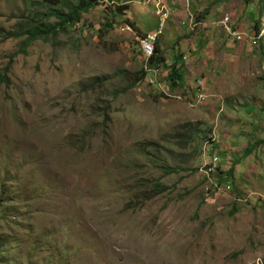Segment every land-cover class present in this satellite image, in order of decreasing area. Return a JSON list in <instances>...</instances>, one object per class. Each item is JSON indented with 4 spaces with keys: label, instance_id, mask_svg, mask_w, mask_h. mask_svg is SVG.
I'll list each match as a JSON object with an SVG mask.
<instances>
[{
    "label": "rangeland",
    "instance_id": "374dc122",
    "mask_svg": "<svg viewBox=\"0 0 264 264\" xmlns=\"http://www.w3.org/2000/svg\"><path fill=\"white\" fill-rule=\"evenodd\" d=\"M32 1L0 0V31L48 9ZM195 1L188 16L224 17L262 58L225 60L199 104L161 65L130 86L141 32L120 31L116 0L46 38L0 33V264H264V0ZM149 2L131 4L142 30Z\"/></svg>",
    "mask_w": 264,
    "mask_h": 264
},
{
    "label": "crops",
    "instance_id": "0c3cea01",
    "mask_svg": "<svg viewBox=\"0 0 264 264\" xmlns=\"http://www.w3.org/2000/svg\"><path fill=\"white\" fill-rule=\"evenodd\" d=\"M116 1L119 4L121 2V4L127 5L124 14L129 22H132L134 30L141 32L140 36L157 29L159 16L156 13L155 15L158 17L157 25L142 30L136 25V21L140 20V17L131 8V4L136 6L140 3V5L147 6L148 14L153 16L152 5L149 0ZM157 4L164 6L167 11V15L162 20L168 18L159 37L161 39L164 36L163 46H159V48L156 46V48L160 53L163 47H167L166 51L161 53L166 65L174 61L180 65L183 81L179 89L185 90L191 101H193L195 95L201 94L199 92H202V96H204L203 91L207 95L215 94V87L224 85L225 82H219V79H225L231 71L230 65L228 63L224 64V62L231 60L235 64L236 61H240L241 64V62L246 61L248 65L251 63L252 67L253 61L255 63L261 61L260 56L250 54L251 44H254L255 40H245V36L241 41L233 40L219 26H215L216 23L209 22L208 15L200 21H195L188 16L190 13L188 7H190V10L196 6L199 9L202 8L195 0H156ZM160 43L159 45H161ZM246 72L251 73L249 66L246 67ZM215 77L217 78L216 81L213 79ZM250 108L251 106L241 108L244 117ZM262 122H264L262 116L254 118L255 124H262Z\"/></svg>",
    "mask_w": 264,
    "mask_h": 264
},
{
    "label": "trees",
    "instance_id": "16d2710c",
    "mask_svg": "<svg viewBox=\"0 0 264 264\" xmlns=\"http://www.w3.org/2000/svg\"><path fill=\"white\" fill-rule=\"evenodd\" d=\"M99 1L100 0H75L74 4L66 6L67 12L64 13L62 12L60 7L51 8L61 5V2L59 0H35L31 2L33 6H48V9L43 13H36L35 11L32 15V18L28 19L26 23L18 24L17 30L9 32L0 31V33L2 34L3 39H15L24 37L25 41L53 36L58 32L67 31L69 27L78 24L80 22V14L86 12L90 8L95 7L99 3ZM244 3H246V0H244ZM115 11L118 14H124V11H126V6H116ZM50 17L56 20V22L52 24L48 23L47 20ZM125 23L132 30H134L132 22H128L127 20H125ZM103 26L105 29H110L111 27L109 22H105ZM253 30V33L256 35L258 33V27L255 26ZM146 65L147 68L150 69L157 68V65H161L164 69H168L167 77L169 79V88L177 89L181 87L183 78L180 71V65L176 61L172 62L169 65H166L155 45L153 48V55L148 60ZM145 74L146 73L143 69H139L136 73L133 74L134 77L130 86L133 87L136 83L140 82ZM248 153L249 151L246 150L244 152V155Z\"/></svg>",
    "mask_w": 264,
    "mask_h": 264
},
{
    "label": "bare ground",
    "instance_id": "6f19581e",
    "mask_svg": "<svg viewBox=\"0 0 264 264\" xmlns=\"http://www.w3.org/2000/svg\"><path fill=\"white\" fill-rule=\"evenodd\" d=\"M157 8L156 9H160L157 10L155 13L158 15H161V19L158 24V27L155 31L143 34L142 36H139L137 38V42L139 45V51L142 55L143 61H144V66H143V70L145 71V73L147 74L146 76L148 77V83L150 85L156 84L155 82V78L158 74V69L157 68H147L146 63L148 62V60L152 57L153 55V48H154V44L157 40V37L160 33V29L162 27L163 24V18H164V12H160L161 10H163V6L159 4H157ZM215 26H219L229 37H231L233 40L236 41H240L243 39L244 34L240 33L236 28L234 29V27L228 23V21H223V19H221V21L216 22ZM120 31H130V27L128 25H124L123 27L119 28ZM146 77V79H147ZM147 81V80H146ZM199 86V85H198ZM202 101V96L201 94H197L194 96L193 99V104H197L200 103ZM215 162L212 164L213 167L216 163V158H214Z\"/></svg>",
    "mask_w": 264,
    "mask_h": 264
},
{
    "label": "built area",
    "instance_id": "2783aa9c",
    "mask_svg": "<svg viewBox=\"0 0 264 264\" xmlns=\"http://www.w3.org/2000/svg\"><path fill=\"white\" fill-rule=\"evenodd\" d=\"M165 9V7L163 6V10H161L160 12H164V16H166L167 15V11H166V9ZM190 29V28H189ZM147 77V76H146ZM147 82H148V77H147Z\"/></svg>",
    "mask_w": 264,
    "mask_h": 264
}]
</instances>
